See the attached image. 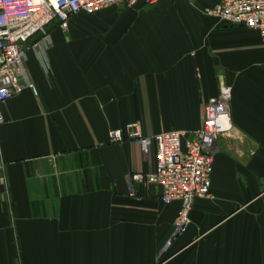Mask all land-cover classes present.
<instances>
[{"label": "crops", "instance_id": "0c3cea01", "mask_svg": "<svg viewBox=\"0 0 264 264\" xmlns=\"http://www.w3.org/2000/svg\"><path fill=\"white\" fill-rule=\"evenodd\" d=\"M160 0L59 22L27 43L28 83L3 106L0 264H264V42L205 10ZM39 44L40 47L35 48ZM232 91L234 131L217 142L209 199L171 241L180 203L134 182L145 155L110 133L195 131Z\"/></svg>", "mask_w": 264, "mask_h": 264}, {"label": "built area", "instance_id": "2783aa9c", "mask_svg": "<svg viewBox=\"0 0 264 264\" xmlns=\"http://www.w3.org/2000/svg\"><path fill=\"white\" fill-rule=\"evenodd\" d=\"M160 0H0V128L4 124L3 106L23 93L28 83L25 70L27 43L37 35H43L41 45L48 49L47 28L59 22L67 33L72 18L82 14L94 16L112 7L133 8L140 2L150 5ZM196 1V0H189ZM207 16L219 22L244 27L257 32L264 42V0H222L205 10ZM40 47L39 44L35 48ZM232 91L223 87L218 99L203 107L202 125L195 131H175L156 136H146L139 123L110 133L112 144L133 142L148 155L156 147V167L152 174L132 177L161 188V200L165 205L180 203L174 234L167 243L170 249L173 239L186 233L191 214L199 199H209L214 154L217 142L234 131L230 105ZM3 163L0 151V189L5 185L2 176Z\"/></svg>", "mask_w": 264, "mask_h": 264}]
</instances>
